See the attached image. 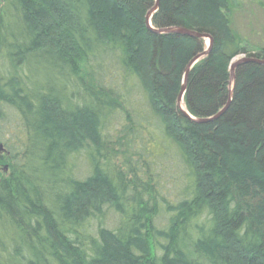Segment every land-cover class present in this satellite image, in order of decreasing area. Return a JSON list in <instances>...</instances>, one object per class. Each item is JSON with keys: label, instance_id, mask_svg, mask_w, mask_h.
<instances>
[{"label": "trees", "instance_id": "obj_1", "mask_svg": "<svg viewBox=\"0 0 264 264\" xmlns=\"http://www.w3.org/2000/svg\"><path fill=\"white\" fill-rule=\"evenodd\" d=\"M154 4L0 0V125L13 114L24 131L5 145L0 264H264V65L237 67L218 119L190 120L178 97L204 39L154 33ZM229 13L160 0L152 19L213 38L184 96L197 119L228 104L248 53Z\"/></svg>", "mask_w": 264, "mask_h": 264}, {"label": "rangeland", "instance_id": "obj_2", "mask_svg": "<svg viewBox=\"0 0 264 264\" xmlns=\"http://www.w3.org/2000/svg\"><path fill=\"white\" fill-rule=\"evenodd\" d=\"M155 2L157 3V0H155ZM156 3L151 7V9H154ZM104 6L105 7H103L102 9L103 13L110 12L111 14H114V12L111 11V9L107 4H105ZM159 8H160V0H159ZM159 8L156 11H154L152 14V17L150 19L151 25L153 24L152 19L159 10ZM151 9H149L148 12ZM145 18H147V16H145ZM229 18L231 20V26L233 30L243 40V42H245L248 50V53L246 54L243 53L238 54L236 56V59L251 58V56L248 55L249 53H256L260 49H264V0H230ZM209 44H210V39L205 38L204 39L205 48L203 49V52L204 50L208 49ZM181 106L183 109L185 108L187 110L185 102L182 103ZM19 124H20V119L17 118V116H14L13 114H9L8 120L5 121L4 125L2 124L0 125V146L2 145V148H0V158H2L3 161L2 163H0V173L2 175L8 172V165H7L8 156H11V152L8 148H10L11 144L13 145V143L17 145L18 140L24 137V133H23L24 131L17 126ZM9 139H12V141L8 142L7 140ZM167 164L168 162H164L163 166ZM175 166L176 164L170 163L164 168V170L166 171L164 172V176H162V180L164 182L166 181V183L164 184L165 187L163 189V192L166 194L169 192L174 194V191H176V193L178 191L177 184L179 183L180 180L179 179L180 172L177 169H175ZM157 171L158 168L155 170V172ZM176 177H178V181H175ZM171 193L169 194V197L173 196L171 195Z\"/></svg>", "mask_w": 264, "mask_h": 264}, {"label": "water", "instance_id": "obj_3", "mask_svg": "<svg viewBox=\"0 0 264 264\" xmlns=\"http://www.w3.org/2000/svg\"><path fill=\"white\" fill-rule=\"evenodd\" d=\"M159 7V0H157L156 6L154 7V9H152L151 12H149L148 16H147V22H149L150 18L152 17V14L154 11H156ZM153 31L156 34H163V33H176L179 35H183V36H187V37H191V38H197V39H205V38H209L210 39V44L208 46V49L204 50V52L196 55L191 62L188 64V66L186 67V70L184 71V79H183V85L181 88V92L180 95L178 97V103L179 105L182 104V102H184V96L186 93V87H187V82H188V78H189V73L192 70L193 66L200 61L201 59H203L205 56H207L212 48L213 45V38L211 36H209L206 33H201V32H196L194 30H190L188 28L185 27H178V28H166V29H162V30H157V29H153ZM244 63H257V64H261L264 65V59H257L254 57L251 58H241V59H236L233 58L231 63H230V100L228 102V104L220 111L218 112L216 115L211 116V117H206V118H194L192 117V115L190 113H188V110L183 109L182 108V113L184 114V116H186L187 118H189L190 120L197 122V123H206V122H212L216 119H218L221 115H223V113L227 110L231 99H232V92L235 86V71L237 69L238 66H240L241 64ZM0 148H2V145L0 146Z\"/></svg>", "mask_w": 264, "mask_h": 264}, {"label": "bare ground", "instance_id": "obj_4", "mask_svg": "<svg viewBox=\"0 0 264 264\" xmlns=\"http://www.w3.org/2000/svg\"><path fill=\"white\" fill-rule=\"evenodd\" d=\"M156 3V2H155ZM159 8V7H158ZM152 11V9L149 11V12H151ZM149 12H148V14H149ZM148 16V15H147ZM151 19V18H150ZM146 23H147V27L150 29V30H152L153 31V27H152V25L150 24V20H149V22H147V18H146ZM159 30H162V29H159ZM154 32V31H153ZM155 33V32H154ZM164 34V33H163ZM210 36V35H209ZM186 70V69H185ZM183 79H184V75H183V78H182V85H183ZM180 92H181V90H180ZM180 95V94H179ZM182 103H184V102H182ZM178 105H179V103H178ZM182 104H180L179 105V108H180V110H181V112H182V106H181ZM181 106V107H180ZM185 109V108H184ZM189 113V112H188ZM193 117V116H192Z\"/></svg>", "mask_w": 264, "mask_h": 264}]
</instances>
